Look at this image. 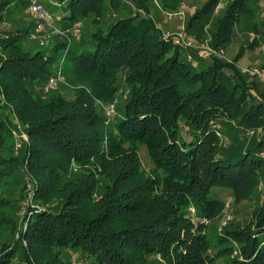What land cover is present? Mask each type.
Returning <instances> with one entry per match:
<instances>
[{"label":"trees","instance_id":"16d2710c","mask_svg":"<svg viewBox=\"0 0 264 264\" xmlns=\"http://www.w3.org/2000/svg\"><path fill=\"white\" fill-rule=\"evenodd\" d=\"M55 1L82 30L32 49L31 18L5 27L28 1L0 0V264H264V78L237 66L257 26L220 54L259 0H206L190 46L151 16L184 0Z\"/></svg>","mask_w":264,"mask_h":264},{"label":"rangeland","instance_id":"374dc122","mask_svg":"<svg viewBox=\"0 0 264 264\" xmlns=\"http://www.w3.org/2000/svg\"><path fill=\"white\" fill-rule=\"evenodd\" d=\"M25 1H28V0H25ZM52 1L53 0H41L45 8L49 11L51 18L49 21L47 20L45 22H40V24L43 26L46 32H50L52 30L54 31L55 29L57 32L56 35H59L63 38L67 37V40L69 39V41H73V39L75 38L71 37V34L73 35L75 34L74 28L64 30L63 26L56 21V18L59 15V8L56 7L55 5L56 1L55 0L53 2ZM205 1L206 0H184L180 10H178V11H182V15H178L177 14L178 11L177 12L166 11V10L161 9L159 6H156V9L152 8L151 16L154 19V21L157 23V27L163 30L164 34L165 33H170V34L171 33H177V34L181 33L182 34L183 24L189 19V17L197 9H199L205 3ZM229 2L230 0H222L221 1V4L223 5L222 7H224V5H226V3H229ZM263 4H264V1L259 0L257 6H254V5L250 6V8L253 10L252 13L241 14V16L239 17V20L234 25L231 41L225 46L224 49L220 51V54H223L226 59L232 60L235 57V55L238 53L241 46L249 47L251 45V41L249 39L255 37V35L253 34L254 33L253 26L256 25L257 28L259 29V30L257 29L259 38L256 40L255 46L259 45L260 47L248 48L247 50H245V53L243 57L238 61L237 66L243 72H250L251 75L253 73H258L262 78H264V52H260L259 49L261 48L264 50V20L262 18L263 11H261ZM27 6H28V3H27ZM27 9L28 8H26L22 14H19V16L22 18V21H24V23H19L21 21H19L18 15H17L14 22L7 24L5 27L8 29H14L20 26V24H22L21 27H25L27 23L29 24L32 18L30 17ZM225 9L226 8L224 7V11ZM222 10L220 7H218L216 13H214V20L220 17L221 15H223L222 12L224 13V11ZM32 20L34 21L35 26H36V23L38 25V22L36 20L34 19ZM36 28L37 27H35V30L30 34V40L27 41L29 47L32 49L37 48L38 45L36 42H38L39 44H42V43L46 44L49 42V38L46 37L44 39L43 38L44 33H37ZM212 28H213V25H211L209 29H212ZM175 30L177 31L175 32ZM32 35H34L35 38H33ZM76 38H78V36ZM52 40L54 41L55 38H53ZM202 44L206 45L205 41L202 42ZM42 46L45 47L44 45ZM201 63H203L204 66H207L211 63V61L207 59V60H202ZM259 85H260V88L264 90V84L262 85L259 82ZM225 143L227 144V141ZM143 152L146 153L144 148L141 149L140 155ZM142 159H143L144 166L148 167L149 163L145 159L144 155L142 156ZM260 188L262 189L259 191V195L264 194V184H262ZM218 195L221 196V198H224V200L228 201L229 199V195L227 191L225 190L219 191ZM259 195L258 197L254 196L251 202H243L242 205L240 206V212L238 213V215H236V213L232 211L231 216L230 215L226 216L225 220L230 221L232 220V217H236V218L238 217V219L243 222L244 218L248 216L251 207L254 206V203H253L254 200L258 201L257 198L258 199L260 198ZM229 201H231V199H229Z\"/></svg>","mask_w":264,"mask_h":264},{"label":"built area","instance_id":"2783aa9c","mask_svg":"<svg viewBox=\"0 0 264 264\" xmlns=\"http://www.w3.org/2000/svg\"><path fill=\"white\" fill-rule=\"evenodd\" d=\"M27 8H28L27 11H28L30 17L38 22V25L36 23V27H37L36 32L37 33H44L43 38L45 39L47 37V38H49V40L53 34L54 35L57 34L55 29H54V31L52 30L50 32H46L45 29L43 28V26L40 24V22H45L47 20L49 21L51 18L49 11L45 8V6L43 5V3L40 0H28ZM177 14L182 15V11H178ZM262 17L264 18V15ZM79 28H80V25H77L75 27V29H74L75 35L79 34ZM164 35H165V37L173 36L174 42L179 44V45L186 43L184 40L185 38L183 37V34H181V33H179L177 35H171L170 33H165ZM32 37L35 38L34 35H32ZM186 44H187V46H190L191 41H189ZM41 45H43V43ZM200 54L209 55L210 53H209L208 49L203 48L202 50H200ZM56 85H57V79H50L48 84L45 87V90L48 91L49 89H55ZM112 109L113 108L111 106V111H112ZM18 148H19V144L17 143L15 146V150H16L15 153L16 154H17ZM227 221H229V220H225L224 223H226Z\"/></svg>","mask_w":264,"mask_h":264},{"label":"crops","instance_id":"0c3cea01","mask_svg":"<svg viewBox=\"0 0 264 264\" xmlns=\"http://www.w3.org/2000/svg\"><path fill=\"white\" fill-rule=\"evenodd\" d=\"M165 22V21H164ZM177 30H175V32H176Z\"/></svg>","mask_w":264,"mask_h":264}]
</instances>
